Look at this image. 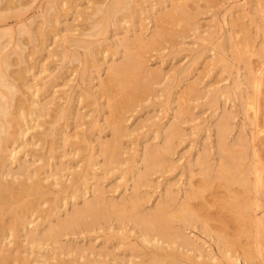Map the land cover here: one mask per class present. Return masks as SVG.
Wrapping results in <instances>:
<instances>
[{
	"label": "rangeland",
	"instance_id": "obj_1",
	"mask_svg": "<svg viewBox=\"0 0 264 264\" xmlns=\"http://www.w3.org/2000/svg\"><path fill=\"white\" fill-rule=\"evenodd\" d=\"M10 1L17 8L3 14L10 15L17 12L21 4L24 6L21 22L14 17L0 22V31L12 30L6 38L15 37L14 30L32 20L38 30L46 29L47 35L49 33V36L41 37L45 44L38 47L36 53L32 48L40 42L29 36L23 38L24 45H10L16 51L24 50L22 67L30 69L25 84L31 87L24 86L25 94L28 96L41 90V102L48 103L44 113L49 114L39 118L43 128L50 125L45 122L60 109L69 110L65 117L58 119V126L64 130L62 140L54 145L50 158L53 166L42 177L63 175L58 181L70 183L74 176L89 175L85 177L87 180H84L78 198L81 205L82 197H93L92 188L96 185L104 188L106 198L117 201L131 193L137 179V176L131 180L125 176L130 169L137 167L140 172L146 168L145 153L168 147L170 149L162 153V163L149 172V184L142 188L145 208H152L167 192H172L181 203L187 191L198 190L200 198L194 202L199 205L193 208L201 212L199 218L194 217V220L192 217L191 225L189 220L185 224L182 219L184 222H179V226L177 223L181 218L171 216L177 220L173 226L185 229L202 246L203 257L200 259L207 260L210 254L216 257L212 264H228V258L237 264H264V221L258 225L254 223L257 216L264 220V0H121L120 11L110 18L98 9L105 10L111 0H57L56 10L51 11H48L51 0H0V8H5ZM47 12L54 13L51 24L44 21ZM87 48L93 52L94 65L83 80V70L92 60ZM64 51H68L66 58L61 56ZM127 54L141 56L144 67L139 70L138 80L149 84V89L140 94V100L133 102V106L124 110L117 151L119 161L106 166L101 144L114 137L112 127L116 112L112 101L123 106L132 86L122 89L114 84L109 92L103 90L102 82L109 77L110 66L121 64ZM12 59H17V55L13 54ZM124 75L121 76L129 79V74ZM225 115L229 118V131L226 144L223 142L224 148L248 152L242 153L248 157L247 164L245 159L241 160L244 164L236 160L239 156L236 152L233 154L235 160L228 157L227 151L220 146L222 142H218L217 125ZM172 123H178L177 136L172 142H165L166 131ZM43 128L34 127L19 137L14 146L16 159L10 165L14 171L21 166L34 169L43 164L36 162L37 156L33 154L47 150L36 141ZM225 161L234 166L230 165L234 169L233 172L230 170L232 174L225 173L216 180L213 177L214 181L212 175L219 173ZM248 164L254 165L251 172L247 171L250 168L246 169ZM208 166L213 167L212 172L210 169L213 181L208 178L210 172L205 171L206 168L209 170ZM205 173L209 176L205 177ZM60 189V185L53 187L48 196L51 202L42 205L44 210L54 204L55 197L67 196L70 192L60 194ZM257 192L263 193L262 199ZM239 202L252 206L246 210L247 207ZM239 204L240 208L245 207L243 211L251 214V219H255L253 224L249 214L237 208ZM71 208L68 202L63 203L61 217H65ZM238 213H244L250 221L242 214L244 219L239 217ZM36 216L33 217L35 224L40 221ZM240 218L243 220L238 221ZM131 222L129 227L133 229L134 222ZM35 224L29 225V229ZM104 235V231L98 230L85 232L78 240L73 235H66L62 241L71 239L70 242L75 240L80 246L92 245L97 252L105 246ZM120 237L126 239L123 241L126 245L131 243L126 235ZM110 244L117 242L106 243L107 251L112 253L106 258L112 262L125 255L126 260L130 258L131 250L127 246ZM21 246H25L22 250L27 248L28 252L21 254L23 257L27 254L25 261L28 264H75L73 260L76 259L71 253L59 256L50 241L42 249L37 248L36 243L32 249L26 241ZM36 252H44L45 258ZM89 252L90 249L85 254ZM195 252L191 250L188 254L196 256ZM19 253L13 254L22 256ZM47 254L53 258H46Z\"/></svg>",
	"mask_w": 264,
	"mask_h": 264
},
{
	"label": "bare ground",
	"instance_id": "obj_2",
	"mask_svg": "<svg viewBox=\"0 0 264 264\" xmlns=\"http://www.w3.org/2000/svg\"><path fill=\"white\" fill-rule=\"evenodd\" d=\"M120 3L121 0H111L110 4L106 6L105 10L98 9V12H106L109 18L113 17L120 11ZM57 5V0H51V5L48 6V11L54 9L56 10ZM23 6L24 5L21 4L17 12H12L10 15L6 13L3 14L6 11H14L17 8L14 6V2H7L5 8H0V22L4 23L8 18L13 17L17 19V21L21 22ZM43 17H45V23L51 24L52 22H54V13L51 14L50 12H47ZM34 22L35 20L27 23L25 22L20 25L19 28H16L15 30L13 29L14 32H16L15 37L13 36L6 38L12 33L11 29L0 31V264H12L14 261H17V263L20 262L21 264H28L25 261V257L27 256V254H25L26 256L24 255V257L22 255L24 254V251H27V248H24L25 250L21 249V247H25L21 246L23 241H26L27 246L31 244L32 249L35 243L37 245V248L40 247L42 249L44 247L43 245H45L46 242L50 241L53 249L58 251L57 254L59 256H62V254H72V256L76 259L73 260V263L75 264H190L186 263V260L190 261L191 263L193 262L194 264H212L216 257L209 254L207 260H201L200 258L203 257L202 246H200L199 243H196L194 237L190 236L189 233L185 231V229H180V227L177 228L176 226H173V223H175V221L177 220H173L171 216L172 214L173 217L176 216V218L174 217L175 219L181 218L178 220V225L180 224L179 222L183 221L182 219H184L185 221L189 220L188 223H190L189 225H191L192 217L199 218L200 215L198 216V214H200L201 212L198 213L199 210L194 209L198 204L197 202V204H195L194 201H196L197 198H200L198 195V190L191 189L187 191L185 193V199L181 203L177 200L178 198H176L172 192H167L163 200H160L156 205L148 210L145 208L146 199L145 196L142 195V188L149 184V172H151L152 167L154 168L162 163V153L169 150L170 148L161 147L146 152L144 158L146 168L143 171L139 172V170H137V167H133L132 171L130 169L129 174L127 171L128 175L125 176L128 179L131 180L133 176H137V179L131 187V193L117 201L114 199L106 198L104 196V188L100 185H96L92 188L93 197L91 199L82 197L81 202H83V204L81 205L78 198L81 196L80 192L82 191L84 183L86 182L84 180H87L85 177H88L89 175H85L81 178L74 176L73 179L70 180V183H60L58 181V179H60V177H62L63 175L57 177L56 174H53L52 178L51 176H49L47 179L42 177V175L44 173H48L50 168L53 166V164L50 163V158L52 156L51 153L53 152L54 145L62 140L61 135L63 134L64 130L61 126H58V119L65 117L68 114L69 110L67 108L60 109L57 112V115L50 116L49 122H45L50 125L43 128V123L39 121V118H43L44 116L49 114L44 113L46 111L48 103L41 102L39 98V93L41 92V90L38 92H34L33 94L28 96L25 94L24 86L28 87V83L25 84L26 73H28L30 69L22 67V63L24 60V50L22 49V51H16L15 48L12 49L10 45H24L25 43L23 38L25 36H29V38H32L34 41L38 40L40 42L37 45L33 46V53H36L38 51V47L44 46L45 43L42 38L49 36V33L47 35L46 29L41 28L38 30ZM97 25H100V23H98ZM52 27L55 28V25H52ZM46 47H44L43 49H46ZM86 51L92 58V60L88 62L83 70V80H85L87 75L90 73V67L94 65L92 50L87 48ZM13 54L17 55V59H12ZM67 55L68 51H64L61 54L63 58H66ZM132 55L135 54H127L121 64L111 65L109 68V77L107 78V80L102 82L103 90H107L109 92H111V88L114 84H117V86H120L122 89L128 86H132L129 97L124 101L123 106H117L112 101L114 110L116 112L112 127L114 131V137L111 141L103 142L101 144V152L105 155L106 166H108V164H113L119 161L117 151L120 144L119 131L121 128L124 110L133 106V102L140 100V94L142 92H146L149 89V84L141 83L140 80H138L140 73L139 70L141 71V69L144 67V62L143 60L142 62L140 61V59L142 58L141 56H137L138 54L135 56ZM15 65L19 66L13 69ZM124 74H129V79H127V77L123 78L124 76H126ZM119 76H121L123 79H121V77L119 78ZM182 111L183 110H181V112ZM179 116H177V122L180 121L178 119ZM34 127L43 128L40 134V139H37L36 141H38L42 146L47 147V150L44 152L41 149L36 153L33 152V154L37 156L36 162L42 161L43 164L35 166L34 169L21 166L19 169L14 171V169H12V167L10 166L11 162L16 159L17 150L14 146L16 143H18L17 141L20 136L23 137L27 133V131L31 130ZM177 127L178 123H172L170 125L169 129L166 131L165 142H172V140L177 136ZM217 130L219 134L218 142H222V144L220 143V146H223L224 148L226 144L225 141L227 132L229 131L228 115H225L220 120L217 125ZM84 142H86V139L84 140ZM223 142H225V144H223ZM46 143L47 145H44ZM31 144L37 145V142H32ZM221 148L222 147H220L219 150H222ZM226 148H224L223 150H226ZM229 149L228 151L226 150L228 153V157L230 156V158L234 159L233 154L235 155L237 153L239 156H236V160H240V162L245 161L246 163L248 157L245 158L246 156L244 155H246L245 153L248 154V152H245V150L233 151L232 149ZM229 151L231 153H229ZM242 153H244V155ZM252 161L254 162V160ZM225 162L224 164H222V167L220 166L221 169L219 168L220 174L217 173L219 175H212V179L213 177H216V180L218 176L220 177L221 175L222 177L225 175V173H228L229 175L230 170H232L233 172L234 169H232V167L234 168V166L231 165L232 163L230 164L232 166L231 167L229 164H227V161ZM95 163L96 162H94V164ZM250 164L252 165L253 163L250 162ZM237 165L238 164L236 163V166ZM251 165H247L246 169L250 168V170L247 171L251 172V168H253L254 166ZM212 166L211 168H213ZM211 168H209V170H207L206 168L205 171L210 172ZM211 172L207 173L210 175V177H208L210 179ZM232 172L230 173L232 174ZM204 175L205 177L209 176L206 175V173ZM45 181H48V184H46ZM55 185H60V194L69 192V190L70 192L67 196H61L60 198L55 197L54 204H51L49 209L44 210L42 208V205L47 201L51 202V198H49L48 196L52 192V189ZM226 189L228 190V188ZM143 194L145 195V192H143ZM262 194L263 193H258L257 196H261L260 198L262 199ZM44 199L46 201H42ZM67 202L68 204L72 205V208L67 211L66 216L62 218L60 215V210L61 208H63V203L66 204ZM252 203L253 201L251 202V204ZM241 204H244V202ZM247 205L245 206L244 204V206L247 207L246 210L248 209V207L252 206ZM143 206L144 208H142ZM238 206L239 207L237 208H240L241 205L239 204ZM244 206L240 209L245 210ZM243 212L247 213L245 211ZM36 213H38L39 216H36ZM244 213H238V216L240 217V214H242L243 216ZM248 214V218H250L251 214L247 213L246 215ZM34 216H36V218H40V221L36 224V221L33 220ZM242 216L241 218H243ZM241 218L238 219V221H242L244 219L243 218L241 220ZM261 218L262 217L258 219L257 216L256 220L254 219L256 222H254L253 219H251L253 221H250V219L248 220L247 218L246 219L247 221L252 222V224L254 222L257 223L256 225H258V222L264 221L262 220L263 218ZM114 221L116 222L114 223ZM131 221L134 222V226H132L133 229L129 227L131 226ZM107 222L110 223L107 224ZM33 223L36 226L29 229V225ZM184 223L186 224L187 221ZM40 227H42L43 229H40ZM136 228H138L139 230H137ZM98 230H102L105 232V246H102V249L99 251L97 250V252L96 250H93L95 249V247H92V245L89 247H85L83 245L80 246L78 245V242H75V240L70 242L69 240L71 239L67 240V242L65 243L64 241H62V238L66 235H73L78 240L81 237V234ZM108 232L110 233L108 234ZM131 233L133 234V238L131 237ZM125 235L127 239H130L129 241L131 242L127 245L126 243H124L126 242L124 241L126 239H124V237H120ZM110 239H112V241H110ZM11 242L14 243V247H12L13 243L12 245H8ZM114 242H117V244H110V246L120 247V245H123L125 247L127 246L129 250H131L130 258L128 260H126V255L120 260L114 258V262L106 258L112 254L109 250L107 251L108 247L106 243ZM8 246H11L12 248H8ZM19 248L21 250H19ZM104 248H106L105 251L101 252L102 250H104ZM89 249L90 252L88 254H85L86 250ZM28 250L30 252L29 247ZM191 250L194 252L197 251V253L195 252L196 256H191L190 254H188ZM15 251H17L18 253L20 252L19 254L22 253V256L19 257L17 255V258L15 254H13L15 253ZM106 251L109 253H107ZM198 251L200 253H198ZM105 252L106 254H104ZM30 253L28 257L31 255ZM39 253L40 254H37L40 255L39 257H41L44 252ZM12 254L15 259H12ZM91 255H93V257ZM46 258H53V256L50 255V257H48L47 254ZM81 259H83V261ZM228 260V264H237L234 259L228 258ZM36 262L39 261L36 260ZM61 264H64V262H62Z\"/></svg>",
	"mask_w": 264,
	"mask_h": 264
}]
</instances>
